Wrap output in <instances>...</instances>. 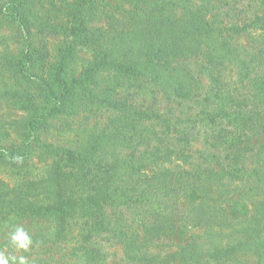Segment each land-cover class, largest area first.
Instances as JSON below:
<instances>
[{"label": "trees", "instance_id": "trees-1", "mask_svg": "<svg viewBox=\"0 0 264 264\" xmlns=\"http://www.w3.org/2000/svg\"><path fill=\"white\" fill-rule=\"evenodd\" d=\"M35 1L8 0L0 13L26 25L38 19ZM126 1L133 9L73 0L47 78L36 75L27 38L1 52L0 92L27 115L0 120V170L12 172L0 176V222L48 221L31 240L71 243L79 264H113L102 234L121 245L126 264H264V0L245 15L221 0ZM85 43L91 57L76 74ZM78 110L92 123L66 144L39 137ZM103 110L112 114L100 123ZM195 126L204 143L196 157ZM127 209L140 212L135 226ZM174 234L183 241L157 255L156 243Z\"/></svg>", "mask_w": 264, "mask_h": 264}, {"label": "rangeland", "instance_id": "rangeland-1", "mask_svg": "<svg viewBox=\"0 0 264 264\" xmlns=\"http://www.w3.org/2000/svg\"><path fill=\"white\" fill-rule=\"evenodd\" d=\"M73 0H37L34 2V7L31 9L35 15L38 17L37 21L27 20L26 25H19L14 22L13 19L3 11L0 13V54L1 52L15 53L17 49L23 47L24 39L27 38L30 46L28 47L32 53L34 71L36 75H41L47 78V65L48 62L55 58L58 48L64 44V34L62 29L69 26L71 18L68 16L69 4ZM222 5L229 14H241L246 10V13H250L253 9V0H221ZM8 0H0V8H2ZM108 7H119L120 9H133V7L126 0H106ZM256 7V6H255ZM240 10V12H239ZM249 15V14H248ZM50 29V30H49ZM243 37V36H242ZM237 39V43L242 44L244 47L249 48L250 42L247 38ZM77 56L72 62L71 69L76 74L80 71L85 60L91 57V46L90 43H85L84 45H78L76 49ZM46 60L45 62H42ZM37 63V64H36ZM14 81H19L20 78H14ZM103 78L99 79L102 83ZM54 97H59V91L53 94ZM137 97V95H135ZM140 99V98H139ZM15 100V99H14ZM19 102H22L20 98H16ZM55 100V99H54ZM152 98L148 97L144 99L145 104L148 105L152 103ZM165 105L163 101L160 102V107ZM177 111V110H176ZM112 112L108 110H103L100 115V123L107 121L108 116ZM27 115L26 110L18 109L14 102H10L4 95L0 92V120H5V122H12L15 125L17 122L25 118ZM89 120L92 123V118H90L89 113H84L83 110H78L77 113L73 115H64L60 119H53L51 121V126L47 131H42L39 137L46 142H52L54 144L67 143L71 138H74V131L78 127L85 126V120ZM95 121V120H94ZM8 133H10L11 140L18 141V136L11 133L10 126L6 124L4 128ZM190 137L192 139V147L194 148L193 156L198 155V150L204 147L202 141L201 128L195 126L190 132ZM212 143V139L210 140ZM207 151L214 149H205ZM33 168L32 177H37L41 174V169L43 165L41 162L37 161V158H33ZM11 171L0 170V176L4 179H11ZM124 217L130 219V221L135 226L138 220L135 218L140 217V212L138 214L133 211L124 210ZM134 219V220H133ZM11 223L7 220L0 222V253L6 256H15L19 258L20 256L25 257L26 264H33L41 258L49 259L50 264H79L76 262V257L72 256V244L63 242L59 247H53L51 245L44 246L41 244V239L38 236L36 241H32L27 250L18 249L15 244L11 241V234L15 231L16 227H22L27 234H34L40 230H44V227L49 225L48 221L42 220H31L29 218L18 221L17 223L10 225ZM199 231L198 233H200ZM191 231H188L186 236L190 238ZM186 237L184 238V240ZM98 244L104 249L106 253V259L108 263L126 264L123 259L121 245L116 241L115 238L102 234L97 238ZM183 239L179 238L178 234L169 236L168 238H163L156 243V247L153 251L159 255H164L167 251H172L175 248V244L182 242ZM248 256V254H247ZM246 259V258H244ZM245 263L250 262L246 259ZM11 264V262H10Z\"/></svg>", "mask_w": 264, "mask_h": 264}, {"label": "clouds", "instance_id": "clouds-1", "mask_svg": "<svg viewBox=\"0 0 264 264\" xmlns=\"http://www.w3.org/2000/svg\"><path fill=\"white\" fill-rule=\"evenodd\" d=\"M17 161H20L21 158L17 157ZM11 241L18 249L27 250L29 245L32 243L30 236L22 227H16L15 231L11 234ZM26 264V259L23 256L19 258L15 256H6L3 253H0V264Z\"/></svg>", "mask_w": 264, "mask_h": 264}]
</instances>
